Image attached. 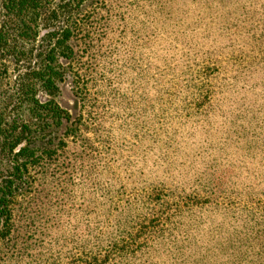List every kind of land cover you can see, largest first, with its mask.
<instances>
[{
	"label": "rangeland",
	"instance_id": "1",
	"mask_svg": "<svg viewBox=\"0 0 264 264\" xmlns=\"http://www.w3.org/2000/svg\"><path fill=\"white\" fill-rule=\"evenodd\" d=\"M2 1L0 264H264V0Z\"/></svg>",
	"mask_w": 264,
	"mask_h": 264
},
{
	"label": "trees",
	"instance_id": "2",
	"mask_svg": "<svg viewBox=\"0 0 264 264\" xmlns=\"http://www.w3.org/2000/svg\"><path fill=\"white\" fill-rule=\"evenodd\" d=\"M42 0H3L2 1V10L4 12V17L7 18L8 22H12V18L18 19L23 13H28L33 10L40 9L42 6ZM5 27L0 30V42H3L5 39ZM65 35L69 34V30L64 31Z\"/></svg>",
	"mask_w": 264,
	"mask_h": 264
}]
</instances>
